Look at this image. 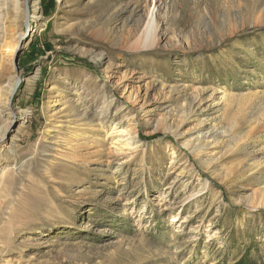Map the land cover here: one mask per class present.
<instances>
[{
	"label": "rangeland",
	"instance_id": "rangeland-1",
	"mask_svg": "<svg viewBox=\"0 0 264 264\" xmlns=\"http://www.w3.org/2000/svg\"><path fill=\"white\" fill-rule=\"evenodd\" d=\"M10 123L0 264H264V0H0Z\"/></svg>",
	"mask_w": 264,
	"mask_h": 264
},
{
	"label": "bare ground",
	"instance_id": "bare-ground-1",
	"mask_svg": "<svg viewBox=\"0 0 264 264\" xmlns=\"http://www.w3.org/2000/svg\"><path fill=\"white\" fill-rule=\"evenodd\" d=\"M28 2V0H26V3ZM152 20H149V27L152 25ZM35 28L32 29V32H34ZM150 35L147 34L146 35V39H145V43H149L148 41L151 40L150 39ZM19 43L17 44V46H15L13 48V53L15 54L17 51ZM13 54V55H14ZM13 116L15 117V114H13ZM12 123L8 124V126L2 131V135H1V141H0V149L3 148V143H4V137L8 131V129L10 128V125ZM14 140V139H13ZM113 144L116 145V150L122 153H127L128 155H133V151L137 150V146H134L136 143L134 142V139L131 137L130 133L125 130V129H117V131L115 132V136L113 139Z\"/></svg>",
	"mask_w": 264,
	"mask_h": 264
},
{
	"label": "water",
	"instance_id": "water-1",
	"mask_svg": "<svg viewBox=\"0 0 264 264\" xmlns=\"http://www.w3.org/2000/svg\"><path fill=\"white\" fill-rule=\"evenodd\" d=\"M28 24H29V21H28ZM22 40H24V38H23ZM19 82H20V81H18V84H19Z\"/></svg>",
	"mask_w": 264,
	"mask_h": 264
}]
</instances>
